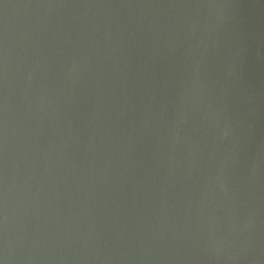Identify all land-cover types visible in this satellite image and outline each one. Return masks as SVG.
<instances>
[{
    "label": "water",
    "instance_id": "1",
    "mask_svg": "<svg viewBox=\"0 0 264 264\" xmlns=\"http://www.w3.org/2000/svg\"><path fill=\"white\" fill-rule=\"evenodd\" d=\"M0 264H264V0H0Z\"/></svg>",
    "mask_w": 264,
    "mask_h": 264
}]
</instances>
